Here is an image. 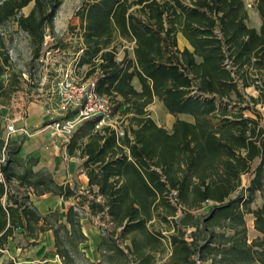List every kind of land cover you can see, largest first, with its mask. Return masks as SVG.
<instances>
[{"label": "trees", "instance_id": "1", "mask_svg": "<svg viewBox=\"0 0 264 264\" xmlns=\"http://www.w3.org/2000/svg\"><path fill=\"white\" fill-rule=\"evenodd\" d=\"M62 2L0 0L1 105L10 102L23 79L12 68V38L4 26L15 22L28 39L31 61H38L46 34L55 38ZM29 4L25 14L22 9ZM256 9L258 30L246 24L242 0H90L75 10L76 53L81 50L75 54L77 66H89L86 76L96 81L97 92L120 93L136 77L175 117L168 131L148 114L147 102L134 103L126 150L101 160L91 159L88 146L82 151L80 157L88 158L83 165L88 190L79 196L90 214H106L111 221L101 231L98 263L155 264L166 238L172 258L164 264H264V126L255 108L264 102V0H256ZM177 31L192 50L177 47ZM116 38L133 43L132 56L124 50L117 60ZM224 46L233 68L224 63ZM249 85L259 88L257 96L241 92L240 86ZM247 109L253 116L245 114ZM23 141L9 138L5 143L0 136V158L5 153L0 161V248L17 228L33 240L51 230L62 263L75 264L78 245L87 240L80 203L71 204L61 221L56 210L41 214L30 194L65 200L77 194L68 184L27 186L17 180L13 186ZM172 190L180 206L177 217L167 199ZM257 196L261 203L252 207ZM206 200L212 204L200 213ZM247 214L258 232L252 239ZM152 219L165 229L150 228Z\"/></svg>", "mask_w": 264, "mask_h": 264}, {"label": "rangeland", "instance_id": "2", "mask_svg": "<svg viewBox=\"0 0 264 264\" xmlns=\"http://www.w3.org/2000/svg\"><path fill=\"white\" fill-rule=\"evenodd\" d=\"M85 1L90 0H63L55 17V38L52 42H50L51 36L46 38L47 44L45 45H52L53 48H58L60 51L65 52L64 56L67 64H71L77 59L75 54H77L76 51L80 44L77 38L78 33L72 29V26L73 20L75 19H77L79 24V19L74 13ZM31 6L32 4H29L24 7L22 12H28ZM3 29L7 30V36L12 38V42H10L9 45V47H12V68L18 72L24 73L22 75L21 88L14 94V98L19 99L23 97L25 101L29 100L30 102L31 98L37 99L39 92L38 86L47 74L44 71L42 63L39 61H31V49L28 44V39L25 33L17 30L15 22L13 20L7 22ZM113 43L117 47V60L122 58L124 50H127L129 55L132 56L133 43L127 42L121 38L114 39ZM88 68V65L80 66L78 67V72L84 74ZM259 85H262L260 81ZM240 87L241 92L246 97L249 95L257 96L259 93V88L255 87V85ZM109 96L112 100V107L107 116L89 118L76 124L71 132L69 141L66 143L63 141L62 137L59 138L58 143L61 145L62 150L58 149L57 154L60 155L61 152H65V156L70 158V161H73L74 168H76L74 169L76 177L71 179L74 180L73 183H76V185L71 188L76 192L77 196L79 195L78 190L80 189L78 184L81 180L78 178L79 172H76V170L80 166H83L85 161L88 160L87 157L81 160L80 155L82 151L88 146L92 153L91 159L101 160L106 159L112 153L126 150L129 144L127 127L130 122L131 106L134 103L147 102L148 104L145 106L146 111L162 126H167L169 128L173 118L166 113L162 103L152 95L149 86L146 83H141L136 77L125 85L120 93ZM255 108L260 114V124L264 126V102L258 103ZM244 112L246 115L253 116L251 110L247 109ZM34 124L27 127V133H14L11 135V138L24 139L21 151L19 152L20 164L16 168V179L12 184L16 186L17 180H20L27 186H35L38 185L39 182H42L53 187L63 188L68 182L65 183V179L53 175L52 168L50 167L51 164L49 163L55 156V149L52 147L53 143L51 142L55 137L48 136L46 134V129L40 131L39 129H42V127L44 128L42 124L40 125L39 123L36 126ZM5 126L6 124H3L0 120V136L5 133ZM45 146H47V148ZM49 153L50 155H48ZM85 194H87V192H85ZM79 203L80 206L78 211L81 216V222H83L81 224H84L83 226L85 228L96 226L100 231L107 229L98 224L99 220L95 215L90 214L85 200ZM260 203L261 198L257 196L252 203V207H257ZM57 213L59 220L64 221V215L58 210ZM251 218L252 215H245L249 239L253 238L252 236L256 234L254 229H252ZM165 226V224H159L158 222L150 224V228L159 230H164ZM50 237L52 238L51 232L45 231L40 233L38 237L33 240L30 237H25L22 229L17 228L14 234L8 238L5 246L0 248V264H63L60 257L55 252L53 240L50 239ZM126 243H128V241H126ZM120 244L124 246V243L120 242ZM160 248L161 249L156 252L155 264H164L172 258V256H170L172 248L167 240H165V242L163 241ZM83 254H79L76 257L75 264H107L104 262L98 263L92 261ZM126 264H134V262L129 261ZM196 264L199 263L197 262ZM202 264L210 263L206 261Z\"/></svg>", "mask_w": 264, "mask_h": 264}, {"label": "built area", "instance_id": "3", "mask_svg": "<svg viewBox=\"0 0 264 264\" xmlns=\"http://www.w3.org/2000/svg\"><path fill=\"white\" fill-rule=\"evenodd\" d=\"M217 34L220 36L219 31H217ZM50 36V34H46L42 54L38 58L47 76L42 79L38 86L37 99L31 98L29 102V100L25 101L23 97L15 99L13 95L7 105L0 104V120L3 124H6L5 133L1 135L5 143L14 133H27L26 125L17 127L15 124L17 120L25 119L30 103L41 106L42 114L45 117L43 129H46L51 137H62L65 143L69 141L76 124L89 118L107 116L111 111V97L97 92L96 81L92 76L87 77L86 72L84 74L78 72L77 59L73 63L67 64L64 51L53 48L52 45H45L47 44L46 38ZM50 39V42H52L54 37L51 36ZM223 50L226 54L224 61L226 67L233 68L225 46ZM80 52L81 50L77 54ZM8 55L12 59V47L8 48ZM4 108L6 111H3ZM12 109L16 110L17 113H13ZM4 158L5 153L2 152L0 161H3ZM2 179L3 176L0 172V180ZM167 199L176 207L175 216L177 217V213L180 214V206L177 204V192L172 190L167 195ZM210 204H212V201L206 200L203 207ZM104 215V218H100V214L96 217L99 220L98 224L108 229L111 226V221H109L108 215ZM165 240L167 239L163 238L164 242Z\"/></svg>", "mask_w": 264, "mask_h": 264}, {"label": "crops", "instance_id": "4", "mask_svg": "<svg viewBox=\"0 0 264 264\" xmlns=\"http://www.w3.org/2000/svg\"><path fill=\"white\" fill-rule=\"evenodd\" d=\"M242 1L244 4V9L246 10L247 15H248V17L246 19V24L249 27H254L258 30L260 28V25H261V18H260L258 11L256 9V0H242ZM183 2L189 3V0H183ZM26 13H28V12H25V14ZM77 24H78L77 19L73 20V25H77ZM74 30H76V29H74ZM78 40H80V37ZM176 41H177V47L180 50H182L185 47L188 48L189 50L193 49L191 44L189 43L188 39L182 34L181 31L176 32ZM196 60L200 61L201 57L196 56ZM159 102L161 103V101H159ZM28 110L30 112V113L28 112L29 114L27 113L28 116H26L24 120H22V119L17 120L16 126L20 127V126L26 125L28 127L29 125H32L34 123H35L34 124L35 126L38 125L39 123H40V125L42 124L44 126L43 121H45V119H44V116L42 114L41 106L39 104H36V103H30ZM3 111H6L5 108L3 109ZM11 111L13 113H17L16 110H14V109H12ZM166 113H168V112H166ZM168 115L173 117L171 122H170V127L169 128L167 126H163V127L166 128L168 131H171L172 123H173L175 117L169 113H168ZM179 117L184 118V119H191L190 116H188L186 114H180ZM158 125H161V124H158ZM39 130L42 131L43 127H42V129H39ZM46 134L48 136H50L48 133H46ZM53 139L51 140V142L53 143L52 147H54V149H55V151H54L55 156L52 158V161H49V163L51 164L50 167L52 168V174L55 176H59L60 178L65 179V183L68 182L67 184L71 188V187L76 185V183H73L74 180H71V179L76 177V174L74 172V169H76V168H74V163H72L73 161H70L71 159L67 158L65 156L66 155L65 152H63V153L61 152L60 155L57 154L58 149L62 150V148H61V145H59V143H58L59 138H53ZM48 155H50V153ZM80 158H81V160H83L85 157H80ZM76 172H79L78 178L81 180L80 183L78 184V186H80V189L78 190L79 194L85 195V192H87V190H88V186H87L88 177H87V175L83 169V166H80L76 170ZM242 181H243V185H244V183H245L244 176H242ZM49 194L45 193V194H42L40 196H35L33 194H30L31 200L33 199L32 200L33 204L36 206L37 210L41 214H44V213L48 212L49 210H56L57 209L65 217L66 210L71 204H76L77 202L79 203L82 201L81 197L79 195L78 196H71L65 200L61 197H56V196L51 195V194L49 196ZM32 197H34L35 199ZM86 205H87V203H86ZM206 210H207L206 207H203V208H201L200 213H202V212L204 213ZM155 222H157L155 219H152L150 221L151 224H153ZM251 222H252V227H253V216L251 218ZM81 223H83V222H81ZM83 225L84 224H81L82 231L86 235L87 240L79 243V245H78V248L80 250L79 254L82 255L84 253L83 255L85 257H89L92 261L100 262L101 261V254L98 251L97 246H98V243L100 240L101 231L96 226H93L90 228H85ZM252 229H254V228H252ZM48 231L51 232L52 238L50 237V239L53 240L52 231L51 230H48ZM254 231L256 232V234L254 236H252L253 238L258 235V232L255 229H254ZM250 239H252V238H250Z\"/></svg>", "mask_w": 264, "mask_h": 264}]
</instances>
